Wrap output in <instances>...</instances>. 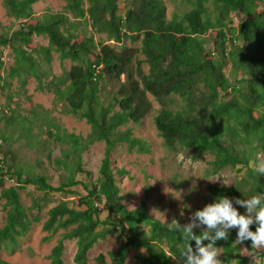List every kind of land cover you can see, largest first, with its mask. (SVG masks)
<instances>
[{"label":"trees","instance_id":"1","mask_svg":"<svg viewBox=\"0 0 264 264\" xmlns=\"http://www.w3.org/2000/svg\"><path fill=\"white\" fill-rule=\"evenodd\" d=\"M38 1L1 0L6 16L18 22V27L0 34V98L6 99L5 104L0 101V121H7L6 128L13 125L17 138L24 137L30 146H38L39 136L47 135L48 143L60 146V155L52 158L48 151L46 157L66 175L60 185L53 186L45 175H24L20 168L13 169L9 152L2 146L10 137L5 128L0 130V199L6 211L0 249H15L17 239L41 221L45 196L74 194L71 189L80 185L85 193L76 195L72 205L61 200L46 211L42 230L49 235L44 239L61 230L48 264H66L64 241L75 242L74 264H126L133 248L145 250L134 256L139 264H182L183 225L154 219L144 203L127 209L110 154L122 143L130 151L148 152L146 142L135 137L128 124H140L149 114L152 96L161 105L154 126L167 150L187 151L194 159L209 155L212 173L231 169L239 175L228 186L208 185L207 203L218 195L244 199L264 192V176H258L252 166L257 155L264 154V0H183L189 9L169 18L163 0H63L62 10L35 15L32 6ZM233 15L239 17L236 26H232ZM210 30L215 34L208 47ZM95 34L100 36L98 41ZM32 36L46 37L47 45L33 43ZM128 40L140 42L142 58L124 44ZM53 52L60 63L70 61L58 76L50 68ZM5 56L10 57V64ZM29 78L36 81L38 91L54 95L63 114L89 125L86 136L62 129L50 111L40 106L16 119L11 94L25 96ZM13 80L16 90L11 93ZM173 96L183 101L180 109L165 106ZM98 142L104 143V151L97 177L81 181L77 175H89L82 155ZM7 176L16 184L5 187ZM27 186L42 193L28 207L19 194ZM250 227L255 230V225ZM194 231L199 234L200 229ZM107 235L119 239L117 248L99 253L92 263L89 250ZM235 237L233 229L227 240L216 242L220 264H249L233 243ZM242 246L257 253L250 241Z\"/></svg>","mask_w":264,"mask_h":264},{"label":"rangeland","instance_id":"2","mask_svg":"<svg viewBox=\"0 0 264 264\" xmlns=\"http://www.w3.org/2000/svg\"><path fill=\"white\" fill-rule=\"evenodd\" d=\"M163 2L166 6L168 18L173 14L182 15L189 9L188 4L183 0H163ZM63 5V0H40L33 4L32 8L34 14L40 15L45 10L60 11ZM119 6V12L122 13V4L120 3ZM238 21L239 17L233 15L232 26H236ZM17 27L18 22L6 16L0 0V34H10ZM214 34V31L210 30L206 35L208 47L212 46ZM99 38V35H94L95 41H98ZM32 41L38 45H47L46 37L32 36ZM107 43L112 44L111 41ZM124 44L128 47H133L139 52L140 42L128 40ZM6 52L9 53L8 50ZM138 57L142 58L140 52ZM6 60L10 64V57L7 56ZM69 66V60H64L60 63L58 54L52 53L50 68L53 75H60L63 69H68ZM142 68L146 71L148 67L144 64ZM225 71L230 81H233V78L229 75V68ZM36 85V81L33 78H29L25 86V96L22 94L17 96L13 93L16 90V82L15 80L12 81L10 91L13 94H11L10 107L15 110L16 119L21 120L22 117L30 114L34 106H40L50 111V117L62 129L69 133L86 136L89 132V125L84 120L77 119L70 114H63L61 105L54 103V95L47 91H38ZM110 87L111 85L107 89ZM149 98L152 101V109L149 114L140 124H128V127L132 129L133 135L146 142L148 152L138 153L135 150L130 151L124 143L117 144L110 154L111 167L120 190L121 202L127 209L132 210L144 203L148 214L154 219L167 224H181L184 226L189 223V217L196 208H202L207 204L208 185L224 186L223 181L231 185L235 183L239 175H237L235 170L231 169H223L218 173H212L209 165V161L212 158L209 155L194 159L190 152H170L167 150L154 126V116L161 105L152 96H149ZM0 101L5 104V97H1ZM165 106L171 110H177L183 106V101L178 96H173L166 99ZM6 123L5 119L0 121V130L5 128L4 132L10 139L7 142H2V146L4 150L9 152L8 163L12 165L13 169L20 168L24 175L26 173L45 175L49 184L53 186L60 185L66 172L61 168L55 167L46 157L48 151H52V158L59 157L60 146L48 143L49 138L45 134L39 136L41 143L38 146L27 145V140L24 137L17 138L18 132L12 131L13 125H9L6 128ZM121 129L124 130L125 127H121ZM37 131V126H33V132L37 133ZM103 151L104 143L98 142L91 145L83 153V168L89 172V175H77L79 180L86 182L88 178L94 180L97 177ZM257 156L264 157V154H258ZM15 184L14 179L6 177L4 181L5 187ZM71 190L74 194L64 195L54 192L45 196V200L42 202L41 221L34 223L25 236L17 239L15 249H0V264L1 262L8 264L49 263L48 255L51 248L56 244L61 230L48 239H44L49 234L42 230V223L47 217L46 211L58 201H69L72 205V200H74L76 195L85 193L80 185L74 186ZM19 194L21 202L26 207L32 204L33 199L42 196V193L32 186L19 189ZM3 203L4 201L0 199V227L4 225L6 216ZM118 244L119 239L115 235H107L104 240L98 241L89 250L88 258L93 263V258L96 255L113 251ZM239 247L241 253L248 258L249 264H264V255H262L264 249H257V253L252 254L250 251L245 250L242 245H239ZM75 248L74 241H64L62 258L66 264H74L73 255ZM218 251L221 254V250L218 249ZM139 253L145 254V250L143 248L130 249L127 254L126 264H139L134 260V256Z\"/></svg>","mask_w":264,"mask_h":264},{"label":"clouds","instance_id":"3","mask_svg":"<svg viewBox=\"0 0 264 264\" xmlns=\"http://www.w3.org/2000/svg\"><path fill=\"white\" fill-rule=\"evenodd\" d=\"M252 166L258 176H264V157L257 156ZM229 184L223 181L224 186ZM239 208L244 211L240 212ZM252 225L255 230L250 227ZM177 227L181 226L178 224ZM182 228L186 241V246L179 252L182 264H220L216 242L227 240L233 229L236 230L235 245L250 241L251 248L264 249V192L244 199L218 195L197 209ZM197 229H200L199 234L194 231Z\"/></svg>","mask_w":264,"mask_h":264},{"label":"crops","instance_id":"4","mask_svg":"<svg viewBox=\"0 0 264 264\" xmlns=\"http://www.w3.org/2000/svg\"><path fill=\"white\" fill-rule=\"evenodd\" d=\"M35 15H37V14H35ZM39 15V14H38Z\"/></svg>","mask_w":264,"mask_h":264},{"label":"built area","instance_id":"5","mask_svg":"<svg viewBox=\"0 0 264 264\" xmlns=\"http://www.w3.org/2000/svg\"><path fill=\"white\" fill-rule=\"evenodd\" d=\"M6 57V56H5Z\"/></svg>","mask_w":264,"mask_h":264}]
</instances>
